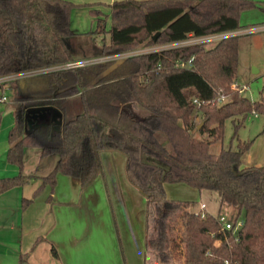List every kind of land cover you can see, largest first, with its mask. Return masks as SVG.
<instances>
[{"label": "trees", "instance_id": "16d2710c", "mask_svg": "<svg viewBox=\"0 0 264 264\" xmlns=\"http://www.w3.org/2000/svg\"><path fill=\"white\" fill-rule=\"evenodd\" d=\"M74 6L69 0H0V78L81 60L69 43L75 35L70 28ZM109 7V29L103 11L90 9L97 30L109 35L91 58L132 51L142 43L156 46L191 34L240 30L242 11L264 9L254 0H115ZM239 37H226L211 48L195 44L0 83L14 118L7 161L19 168L17 175L0 178V195L34 177L25 172L27 147L58 160L32 197L22 198L23 208L46 187L53 192L58 173L87 188L103 173L102 153L118 152L125 157L128 182L147 200L146 264H153L154 257L171 264L176 255L182 264H264V165H242L253 140L217 154L210 150L223 141L228 120L237 137L251 114L264 115V98L253 101L232 89ZM222 94L231 98L218 105L214 100ZM75 95L81 112L67 119L64 104ZM48 106L63 115L60 131L51 134L48 126L27 133L35 120L26 111ZM131 108L148 113L138 118ZM199 113L202 120L196 122ZM2 117L0 111V127ZM167 183L217 192L222 202L238 209L234 226L242 216L241 226L226 229L218 216L191 210L192 201L169 198Z\"/></svg>", "mask_w": 264, "mask_h": 264}, {"label": "rangeland", "instance_id": "374dc122", "mask_svg": "<svg viewBox=\"0 0 264 264\" xmlns=\"http://www.w3.org/2000/svg\"><path fill=\"white\" fill-rule=\"evenodd\" d=\"M69 1L75 4L70 13V28L75 35L70 37L69 43L74 55L78 59H90L95 53L91 52L92 46L100 47L103 45L104 41H109V35L107 33L97 30L98 20L95 19V15L91 13L90 9L100 8L103 11V14L100 16L107 18L106 27L109 29L111 25L109 3H111L112 0ZM91 1H101L102 4L94 6L86 5L90 4ZM239 22L243 29H247V32L239 37V64L236 79L240 86H246V90L242 93L251 100L258 101L264 98V9L256 7L242 11L240 13ZM216 43L217 42L209 43L207 47H214ZM163 45L166 46V44L147 46L142 43L136 49L125 51L120 54L122 58H126L132 55L147 53V51L151 49L157 51L161 49ZM226 96L227 98L219 101L218 105L225 103L231 98L230 95ZM76 100L78 101H76V103L80 104V100ZM9 107V102L0 103V111L3 113L2 125L0 127V163H4L2 159L3 148L8 145V132L6 127L11 124L14 119ZM130 110L138 118H142L148 113L143 109L136 110L131 108ZM78 112H81V104L79 105V110L74 109L72 112L67 110L65 112L66 118L72 119ZM201 120L202 114L199 113L196 117V122H200ZM195 135L198 137H206L205 135H200L197 131H195ZM159 136L163 141H166L162 134H159ZM248 140H253V143L247 156L251 157L253 164L260 163L264 165V115L262 114H258L257 116L251 114L245 120L243 126L239 128L237 137H234L232 121L228 120L225 123L223 141L211 144L210 150L212 153L217 154L222 148H236L239 141ZM39 150L40 149L36 147H27L25 151L26 173L31 174L38 170V172L47 175L53 169L58 157L41 156L43 161L41 162L42 164H40V162H38L39 158H36L35 153H33ZM114 156L120 155L116 153ZM103 158L108 167L109 175L102 179H97L92 185L101 190V206L99 204L97 212H94L93 220L91 219L93 224L97 223L94 228L100 231L101 234V264H141L142 259L140 256L142 255L143 239L148 231L146 212L143 213L142 209L145 205L147 211V203L143 201L141 197L143 195L126 182L123 175L122 162L118 165L116 163L117 161H115L114 164L111 153L107 151L104 152ZM78 186L79 183L76 179L64 176L61 173L57 174L56 188H58V190L73 192V189ZM166 186L168 197L175 200L193 201L190 206V209L193 211L199 210L201 204L204 203L207 205L208 212L218 217H225L227 222L234 223L237 217L238 209L222 202L220 196L215 191H198L183 183H168ZM198 192H201V196ZM74 196L73 192V197ZM1 219L3 222H0V264H21L18 254L19 242L17 241V237L16 235L13 236L14 232L5 230L6 228L9 229V220L11 218L2 216ZM239 222H242V216L238 218L237 223ZM3 224L6 228L2 226ZM24 233L25 234H22L21 237V245L23 249H26L31 245L32 240L29 239L27 234L28 231ZM61 251L66 254L64 247H61ZM42 256H48L47 252L41 251L39 255V258L44 262L45 258ZM49 256H51L50 252ZM174 258L175 261L173 260L171 264H182V259H180L178 255ZM84 260V264H93L91 261L87 262L90 260L88 258ZM153 262V264H164L158 262L156 257H154Z\"/></svg>", "mask_w": 264, "mask_h": 264}, {"label": "crops", "instance_id": "0c3cea01", "mask_svg": "<svg viewBox=\"0 0 264 264\" xmlns=\"http://www.w3.org/2000/svg\"><path fill=\"white\" fill-rule=\"evenodd\" d=\"M114 1L115 0H112V2ZM254 1L259 2L260 6H264V0ZM91 2L102 4L101 1ZM97 48L98 47L96 46H92L91 52H94ZM76 99H79L78 95H75L66 101V103L64 104L65 112L67 110H69L70 112H72V110L74 109L79 110L80 104L76 103ZM9 108L12 113V108ZM255 116L257 115L255 114ZM13 124L14 119L12 120L11 124L6 127L8 132L7 134H9V131L12 128ZM8 148L9 143L6 147L3 148L2 159L4 163H0V178L15 176L19 173V168L8 163L7 161ZM107 152L111 153L114 164L115 161H117L116 163L118 165L120 164V162H122L123 175L126 182L129 183L124 170L125 157L118 152ZM248 152L249 151H247L242 158L243 167L261 166L262 164L260 163H252L251 157L247 156ZM33 153H35L36 158H39L38 162L42 164L41 162L43 161V158L41 157L40 150L37 152L34 151ZM116 153H118L120 156H114ZM103 154L104 152L102 153L103 173L99 174L93 181V183L97 179H102L109 175V170L104 161ZM28 175H33L34 177L31 178L27 184L21 187L10 189L0 195V222H3L1 219L2 216L11 218L9 220V229L6 228L4 224L2 226L6 228V231L14 232L13 236L16 235L17 241L19 242L18 254L21 264H84V259L86 258L90 259L87 262L91 261V263L93 264H101V234L100 231L94 228L96 227L95 225H97V223L93 224L91 221L94 216V212H97L99 204L101 206V190L92 186L93 183L87 188L82 189L79 180L76 179L79 183V186L73 189L75 195L74 197L73 192H68L67 190H58V188L56 187L54 191L51 192L50 187H46L41 195H39L27 208H23L22 198H31L35 189L41 183V177L45 176L44 173L38 172V170H36L35 173H29ZM70 178L75 179L73 177ZM167 184H165V189H167ZM129 185L131 184L129 183ZM135 189L139 191L137 188ZM198 194L201 196V192H198ZM50 195L52 196L51 201L48 200V197ZM141 197L143 201H146L147 203L146 198L144 196ZM142 210L143 213L146 212L145 205ZM26 231H28L27 234L29 236V239L32 240V243L26 249H23V246L21 245V237L22 234H25L24 232ZM37 239L40 240L39 244L34 250H32V247ZM145 239L146 236L143 239V249L141 252L142 255L140 256V258L142 259L141 264L147 263L145 262ZM53 247L56 250V256L52 251ZM61 247H64V249L66 250V254L61 251ZM40 250L43 252L46 251L48 256L49 252L51 253V256L49 257L42 256L43 258H45L44 262H42V260L39 258L41 252ZM24 256L28 257L25 261L22 262L21 258Z\"/></svg>", "mask_w": 264, "mask_h": 264}, {"label": "built area", "instance_id": "2783aa9c", "mask_svg": "<svg viewBox=\"0 0 264 264\" xmlns=\"http://www.w3.org/2000/svg\"><path fill=\"white\" fill-rule=\"evenodd\" d=\"M247 32V29H240L236 31H228V32H222V33H213V34H208L204 36H195V35H189L186 39L181 40V41H176V42H171L165 45L161 49H158L157 51L160 50H166L167 48H178V47H184V46H189V45H195V44H207L212 43V42H218L226 37H232V36H238L242 35ZM158 47V46H157ZM150 49V48H149ZM156 51V50H154ZM148 52H153V49L148 50ZM121 57H120V56ZM114 59H122V55H109L105 57H97V58H90V59H81L73 62H68L66 64L60 65L55 68H47V69H38V70H32V71H25L17 74H13L10 76H6L4 78H0V83H8L12 80H19V79H24V78H29L41 73H45L54 69H71V68H77V67H82L86 65H91L99 62H104L107 60H114ZM192 59L189 61L188 64H191ZM233 90H239V91H244L246 90V86H240L237 81H234L233 83ZM226 95H220L218 99L214 100L215 103L218 104L219 101H222L226 99ZM10 98L7 93H0V103H7L9 102ZM195 102L198 103V100L195 99ZM201 213L202 217H205L207 212L206 205L204 203L201 204L200 209L197 211ZM220 221L223 225L224 228L226 229H234L236 230L238 227L241 226L242 222L236 223L234 226V223H230L226 221L225 217H219ZM226 264H229L226 262Z\"/></svg>", "mask_w": 264, "mask_h": 264}, {"label": "water", "instance_id": "95a60500", "mask_svg": "<svg viewBox=\"0 0 264 264\" xmlns=\"http://www.w3.org/2000/svg\"><path fill=\"white\" fill-rule=\"evenodd\" d=\"M158 34L154 36L156 39ZM30 115L34 120L35 124L30 125L29 128L26 129L27 133H32L37 129L45 128L51 126V134L56 131H60L59 122L62 121V113L59 109H55L52 106L41 107V108H29L26 111V117Z\"/></svg>", "mask_w": 264, "mask_h": 264}]
</instances>
